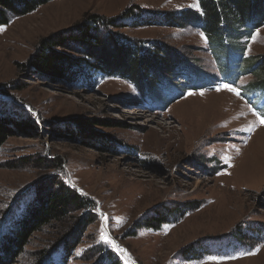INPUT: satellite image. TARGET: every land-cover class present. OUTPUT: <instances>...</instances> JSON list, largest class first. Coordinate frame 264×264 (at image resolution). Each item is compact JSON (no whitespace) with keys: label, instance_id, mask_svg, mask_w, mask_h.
Wrapping results in <instances>:
<instances>
[{"label":"rangeland","instance_id":"1","mask_svg":"<svg viewBox=\"0 0 264 264\" xmlns=\"http://www.w3.org/2000/svg\"><path fill=\"white\" fill-rule=\"evenodd\" d=\"M136 5L153 14L198 10L197 0H51L0 25V107L17 124L0 148V221L33 191L63 183L94 202L65 264H97L102 251L123 264H264V112L238 89L252 74L222 81L200 29L119 30L179 50L213 77L209 88L157 108L126 79L99 75L85 88L28 63L40 38L86 14L112 17ZM245 47L246 55L264 53V25ZM108 138L127 149L111 154ZM79 213L33 232L15 264H34ZM256 229L263 234L248 232ZM239 232L250 241L235 239Z\"/></svg>","mask_w":264,"mask_h":264},{"label":"trees","instance_id":"2","mask_svg":"<svg viewBox=\"0 0 264 264\" xmlns=\"http://www.w3.org/2000/svg\"><path fill=\"white\" fill-rule=\"evenodd\" d=\"M49 1L0 0V25ZM197 7L198 10L153 14L136 5L112 17L86 14L71 27L40 38L28 63L47 77L85 88H93L99 75L126 79L142 95L144 104L157 108L161 107L163 99L172 102L187 90L209 88L213 77L199 70L181 51L155 40H136L119 30L147 24L179 28L189 25L204 34L223 82L245 74L254 76L253 81L240 84L238 88L249 104L256 105L255 110L264 112V53L255 56L245 53L246 42L264 25V0H197ZM63 49L73 53L63 52ZM6 114L0 107V148L12 134L9 127L15 122ZM17 122L23 125V121ZM105 140L111 154L127 149L119 140ZM32 194L31 199L22 201L14 212L13 207L5 212L6 217L0 221V264H15L33 232L62 222L71 211H80L74 219L75 226L53 240L34 263L65 264L77 245L72 240L74 229L81 230L93 220L94 202L63 183ZM181 213L183 215L182 209L176 214ZM167 219L168 215L156 220L163 223ZM149 223L157 226L155 222ZM256 230L248 232L263 234L262 229ZM235 239L246 244L251 238L239 232ZM101 254L97 264H123L110 252Z\"/></svg>","mask_w":264,"mask_h":264},{"label":"snow or ice","instance_id":"3","mask_svg":"<svg viewBox=\"0 0 264 264\" xmlns=\"http://www.w3.org/2000/svg\"><path fill=\"white\" fill-rule=\"evenodd\" d=\"M222 87L237 93V95L240 94V93L237 92V89L235 87H233L232 85H230V84L225 83V84L222 85ZM217 90H220L219 87L217 88ZM261 123L264 124V118L261 119ZM224 258H230V257H224Z\"/></svg>","mask_w":264,"mask_h":264}]
</instances>
